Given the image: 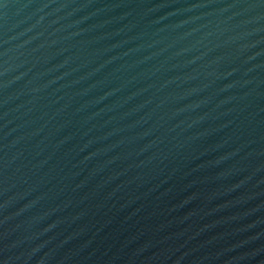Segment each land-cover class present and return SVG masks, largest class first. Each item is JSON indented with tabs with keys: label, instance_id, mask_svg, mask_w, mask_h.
<instances>
[{
	"label": "water",
	"instance_id": "1",
	"mask_svg": "<svg viewBox=\"0 0 264 264\" xmlns=\"http://www.w3.org/2000/svg\"><path fill=\"white\" fill-rule=\"evenodd\" d=\"M0 264H264V0H0Z\"/></svg>",
	"mask_w": 264,
	"mask_h": 264
}]
</instances>
